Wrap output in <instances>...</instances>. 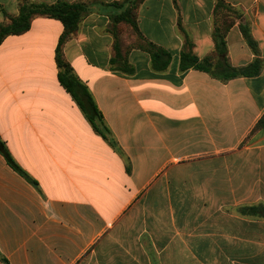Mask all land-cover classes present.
I'll return each mask as SVG.
<instances>
[{
    "label": "crops",
    "instance_id": "crops-1",
    "mask_svg": "<svg viewBox=\"0 0 264 264\" xmlns=\"http://www.w3.org/2000/svg\"><path fill=\"white\" fill-rule=\"evenodd\" d=\"M27 1L103 6H88L64 55L111 134L59 83L60 21L4 39L0 140L19 170L0 153V264H264V218L249 211L264 206V0H144L140 38L113 26L124 0ZM18 14L0 0V24ZM227 24L230 66L260 60V74L181 71L186 42L215 71ZM115 32L132 73L111 63ZM139 43L167 51L166 69Z\"/></svg>",
    "mask_w": 264,
    "mask_h": 264
},
{
    "label": "trees",
    "instance_id": "trees-1",
    "mask_svg": "<svg viewBox=\"0 0 264 264\" xmlns=\"http://www.w3.org/2000/svg\"><path fill=\"white\" fill-rule=\"evenodd\" d=\"M144 0H135L132 6L125 8V11L116 16L114 20L119 23H128L133 32L140 38L141 35L137 28L136 10L137 7ZM216 7H223L222 0H217ZM128 0H124L122 3H114V6H122ZM88 10L86 3H68L65 1H58L54 4L34 3L27 0H19V14L16 17H10L8 23L0 24V45L4 39L10 35H21L30 29L33 19L37 17H46L56 19L60 21L64 27V31L58 40V44L55 51V60L58 67V80L60 85L72 96L74 101L82 110L85 118L90 123L93 130L99 134L104 140H109V134H111L109 128L105 124L104 118L98 109V106L88 90V88L81 82V80L74 73L73 68L66 60L64 55L65 44L75 35L78 30L79 23L81 22L83 14ZM230 24L224 25L223 29H216L214 35L215 49L220 56V62L215 66V71L212 69V62L210 58L203 60L198 59L192 52V44L186 42L187 50H184L180 54V70L187 71L189 69L204 71L217 76L221 80L227 81L238 77H255L258 76L262 70V63L260 60H255L254 63L245 68H233L230 66L228 59L225 55V41L224 35L226 29ZM242 33L249 45L253 48L254 42L250 38L248 30L245 27H241ZM116 36V42L114 44L115 56L112 58V65H116V68L125 73H132L133 69L127 63L126 58L122 54V43L119 35ZM137 47L144 49L151 54L152 64L156 70H164L169 65L171 55L155 46L152 43L137 44ZM264 124V115L256 125L255 129ZM0 153L4 155L8 163L16 170H19L14 161L12 160L4 142L0 140ZM254 215L264 218V206L258 205L249 208Z\"/></svg>",
    "mask_w": 264,
    "mask_h": 264
},
{
    "label": "rangeland",
    "instance_id": "rangeland-1",
    "mask_svg": "<svg viewBox=\"0 0 264 264\" xmlns=\"http://www.w3.org/2000/svg\"><path fill=\"white\" fill-rule=\"evenodd\" d=\"M134 1L135 0H128V3L126 2L125 4L128 6V8L130 7V6H132V4L134 3ZM103 7V6H101L100 5V3H98V2H90L89 3V5H87V7ZM125 10H124V8L123 9H120V12L118 13V14H115V15H112L113 17L114 16H120L123 12H124ZM113 21V20H112ZM120 24H122V25H126V27H127V29H128V32L130 33V35L132 34L133 35V37H137V35L133 32V29H132V27L128 24V23H119V22H116L115 20H114V27H115V30L118 28V25H120ZM116 33V32H115ZM139 44H142V43H139ZM133 45V44H132ZM212 65H213V63H212Z\"/></svg>",
    "mask_w": 264,
    "mask_h": 264
}]
</instances>
